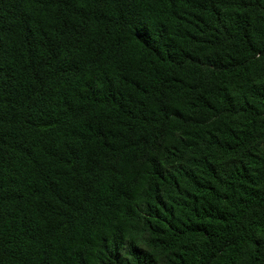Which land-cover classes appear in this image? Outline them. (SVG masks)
<instances>
[{
  "label": "trees",
  "instance_id": "1",
  "mask_svg": "<svg viewBox=\"0 0 264 264\" xmlns=\"http://www.w3.org/2000/svg\"><path fill=\"white\" fill-rule=\"evenodd\" d=\"M0 264H264V0H0Z\"/></svg>",
  "mask_w": 264,
  "mask_h": 264
}]
</instances>
